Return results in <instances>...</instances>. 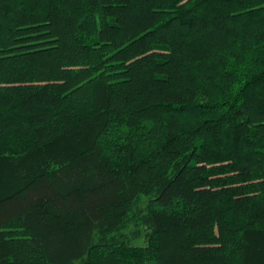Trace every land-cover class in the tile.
<instances>
[{"label": "trees", "instance_id": "obj_1", "mask_svg": "<svg viewBox=\"0 0 264 264\" xmlns=\"http://www.w3.org/2000/svg\"><path fill=\"white\" fill-rule=\"evenodd\" d=\"M0 264H264V0H0Z\"/></svg>", "mask_w": 264, "mask_h": 264}]
</instances>
